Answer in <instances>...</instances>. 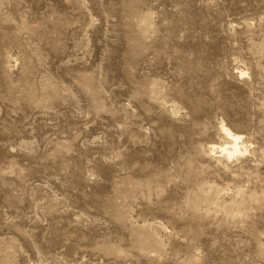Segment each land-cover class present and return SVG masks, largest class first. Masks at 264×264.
Instances as JSON below:
<instances>
[{"label":"rangeland","instance_id":"1","mask_svg":"<svg viewBox=\"0 0 264 264\" xmlns=\"http://www.w3.org/2000/svg\"><path fill=\"white\" fill-rule=\"evenodd\" d=\"M0 264H264V0H0Z\"/></svg>","mask_w":264,"mask_h":264},{"label":"bare ground","instance_id":"2","mask_svg":"<svg viewBox=\"0 0 264 264\" xmlns=\"http://www.w3.org/2000/svg\"><path fill=\"white\" fill-rule=\"evenodd\" d=\"M224 136L229 140V147L227 145L218 147L220 154L228 159H232L235 156L245 153V148L242 144V138L239 135L233 134L224 126L221 127ZM216 150L215 146L210 147V152L213 153Z\"/></svg>","mask_w":264,"mask_h":264}]
</instances>
